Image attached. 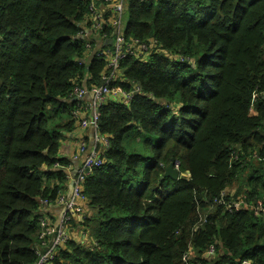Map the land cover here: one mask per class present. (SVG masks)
Here are the masks:
<instances>
[{
	"label": "trees",
	"instance_id": "trees-1",
	"mask_svg": "<svg viewBox=\"0 0 264 264\" xmlns=\"http://www.w3.org/2000/svg\"><path fill=\"white\" fill-rule=\"evenodd\" d=\"M89 1L0 0V264L37 261L42 201L70 180L73 88L108 73L79 36ZM122 28L174 58L120 63L110 86L142 93L100 107L90 245L70 239L51 264H264V0H126ZM170 162L180 179L162 177ZM243 194L248 208H227Z\"/></svg>",
	"mask_w": 264,
	"mask_h": 264
},
{
	"label": "built area",
	"instance_id": "built-area-1",
	"mask_svg": "<svg viewBox=\"0 0 264 264\" xmlns=\"http://www.w3.org/2000/svg\"><path fill=\"white\" fill-rule=\"evenodd\" d=\"M126 6V0H90L87 5V17L85 19L86 25L81 26L79 36L86 39L85 47L90 49L91 42L89 38H95L97 43H100V48L96 51L105 62V69L108 70L102 74L103 83L101 85H91L90 88L75 86L72 91V96L76 100V107L74 111V117L78 112L82 110V99L86 94L92 95V100L85 112H88V117H84L79 121L81 127H86L88 124L92 125L94 129L93 141L94 144L89 149L88 153L83 159V163L77 173L72 178L73 187L69 194L60 193L52 203L47 200L42 201V205H51L54 207H60L64 210L60 221L56 227L50 225L48 220V214H45V209H42L39 216L41 232L39 234V243L34 245V252L37 255L36 264H51L55 259L59 250L65 245V243L72 239L70 237L71 218L77 216L79 223L85 229L83 225L84 220L87 218V206L88 199L83 193V182L85 177L91 173V171L103 164L104 159L102 152L97 145L101 148H105L108 145L106 136L100 134L97 128V122L100 116V107L106 103L109 95L120 94L121 102L128 103L135 94H141L142 89L139 85L133 84L132 89L125 91L115 86L111 87L110 83L116 80L121 74L120 63L128 56L133 55L139 61L145 62L152 54L163 55L169 59L174 57L167 52L161 43L154 38L140 40L138 38H125L122 21L123 13ZM89 23V26H87ZM112 27L115 29V35L108 37L106 34V28ZM111 39L110 45H103L104 42ZM97 45V44H96ZM175 168L178 169V163L175 164ZM231 189H227L223 192V196L229 195ZM247 196L245 194L239 196L237 201L228 205L227 208H248L250 205L246 201ZM255 214L259 211H264V208L258 204L252 207ZM82 217V218H81ZM200 222H204L205 216H199ZM78 226V225H77ZM83 241V238L82 240ZM214 253L212 246L206 252V256H211ZM189 253L183 256V261L186 262ZM241 264H248L247 261H243Z\"/></svg>",
	"mask_w": 264,
	"mask_h": 264
},
{
	"label": "crops",
	"instance_id": "crops-1",
	"mask_svg": "<svg viewBox=\"0 0 264 264\" xmlns=\"http://www.w3.org/2000/svg\"><path fill=\"white\" fill-rule=\"evenodd\" d=\"M83 26V25H82ZM92 100L91 94H86L82 101L81 108L86 109L89 106L90 101ZM108 100L112 102H121V95L120 94H111L108 97ZM80 110L75 117V127L70 132H64V137L61 140V144L58 151V156L60 158H67L71 161V166L68 167L69 171V178L70 180L67 183V191L66 194L70 193L68 185L72 181L71 173L79 169L83 163V159L88 153L90 146H92V132L93 128L92 125L88 124L86 127H81L78 123L84 117H88V112L84 110ZM48 212L49 219L51 220L54 227H56L60 221V218L64 212V210L60 207L48 206L46 210ZM86 212L88 217L91 218L94 214V210L88 205ZM90 215V216H89ZM79 222V218L72 215L71 223L74 225L72 230L74 231L75 237L73 240L79 243H83L82 238L85 237V233L87 230L84 228L81 230L80 227L77 226ZM71 229V228H70Z\"/></svg>",
	"mask_w": 264,
	"mask_h": 264
},
{
	"label": "water",
	"instance_id": "water-1",
	"mask_svg": "<svg viewBox=\"0 0 264 264\" xmlns=\"http://www.w3.org/2000/svg\"><path fill=\"white\" fill-rule=\"evenodd\" d=\"M111 44V39L107 40L106 42L103 43V45H110ZM100 48V43H97L96 47L94 48L93 50V53H96V51ZM93 136H94V129H93V132H92V145L94 144V141H93ZM92 147V146H90ZM77 173V169L74 170L72 173H71V178H73L75 176V174ZM180 172L177 168H175L174 166V163L173 162H170L165 168H164V173L162 175L163 178H166V177H169L173 180H178L180 179ZM69 187V190L70 192L72 191V187H73V182L71 181L70 184L68 185ZM33 264H36V263H33Z\"/></svg>",
	"mask_w": 264,
	"mask_h": 264
},
{
	"label": "rangeland",
	"instance_id": "rangeland-1",
	"mask_svg": "<svg viewBox=\"0 0 264 264\" xmlns=\"http://www.w3.org/2000/svg\"><path fill=\"white\" fill-rule=\"evenodd\" d=\"M162 105H164V104H162ZM172 110H173V113L177 114L178 107H177V106H176L175 108L172 107ZM185 175L187 176L188 174L185 173ZM89 216H90V215H89ZM75 217H77V216H75ZM81 218H82V217H81ZM87 218H89L88 215H87ZM87 218H86V219H87ZM48 222H49L50 225H53L50 219L48 220ZM39 224H40V221H39ZM77 225H78V227H80L81 230L83 229V227L81 226V223L78 222ZM41 230H42V229H41ZM85 230H87V232L85 233V237L83 238V245H86V246H87V245H90V242H91V240H90L91 238H90V235H89V226H86V225H85ZM70 237H71L72 239L75 237V234H74V231L72 230V227H71V229H70ZM37 243H39V238H38ZM37 243H36V244H37Z\"/></svg>",
	"mask_w": 264,
	"mask_h": 264
},
{
	"label": "bare ground",
	"instance_id": "bare-ground-1",
	"mask_svg": "<svg viewBox=\"0 0 264 264\" xmlns=\"http://www.w3.org/2000/svg\"><path fill=\"white\" fill-rule=\"evenodd\" d=\"M91 148V147H90Z\"/></svg>",
	"mask_w": 264,
	"mask_h": 264
}]
</instances>
